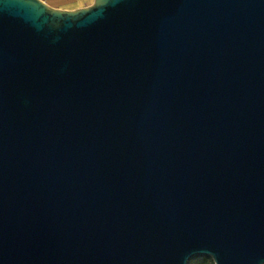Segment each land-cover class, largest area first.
<instances>
[{
  "label": "water",
  "instance_id": "1",
  "mask_svg": "<svg viewBox=\"0 0 264 264\" xmlns=\"http://www.w3.org/2000/svg\"><path fill=\"white\" fill-rule=\"evenodd\" d=\"M264 264V0H0V264Z\"/></svg>",
  "mask_w": 264,
  "mask_h": 264
},
{
  "label": "crops",
  "instance_id": "2",
  "mask_svg": "<svg viewBox=\"0 0 264 264\" xmlns=\"http://www.w3.org/2000/svg\"><path fill=\"white\" fill-rule=\"evenodd\" d=\"M49 5L61 9H76L93 3L94 0H44Z\"/></svg>",
  "mask_w": 264,
  "mask_h": 264
},
{
  "label": "trees",
  "instance_id": "3",
  "mask_svg": "<svg viewBox=\"0 0 264 264\" xmlns=\"http://www.w3.org/2000/svg\"><path fill=\"white\" fill-rule=\"evenodd\" d=\"M188 264H214V261L210 256L197 255L193 257Z\"/></svg>",
  "mask_w": 264,
  "mask_h": 264
}]
</instances>
